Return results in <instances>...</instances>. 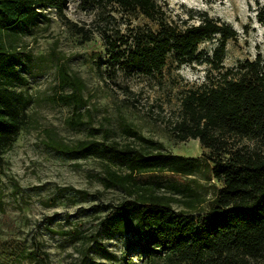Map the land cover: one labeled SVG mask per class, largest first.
<instances>
[{"label": "rangeland", "instance_id": "374dc122", "mask_svg": "<svg viewBox=\"0 0 264 264\" xmlns=\"http://www.w3.org/2000/svg\"><path fill=\"white\" fill-rule=\"evenodd\" d=\"M157 3L173 25L197 24L204 13L232 26L237 37L226 43L222 71L256 55L264 63V0ZM156 29V18L137 7L65 0L62 13L46 8L29 27L0 31V42L27 81L16 86L25 98L24 124L0 162V264H171L149 252L135 228L113 232L105 221L111 209L136 200L137 188L169 197L174 210H187L183 193L190 185L204 200L191 211L199 212L220 187L200 174L129 169L124 153H203L197 139L178 140L172 128L183 93L203 81L208 66L202 61L219 35L201 41L191 60L180 62L170 53L153 75L126 72L124 57H112L105 46L110 37L121 53L136 35ZM76 89L82 96L78 108L59 100ZM81 142L99 150L83 149ZM110 171L131 177L122 186Z\"/></svg>", "mask_w": 264, "mask_h": 264}, {"label": "trees", "instance_id": "16d2710c", "mask_svg": "<svg viewBox=\"0 0 264 264\" xmlns=\"http://www.w3.org/2000/svg\"><path fill=\"white\" fill-rule=\"evenodd\" d=\"M114 1L123 8L137 7L157 22L155 31L136 35L121 53H115V41L105 37L107 51L112 57H124L128 73H160L170 53L180 62L191 60L201 41L219 35L216 48L202 61L208 66L203 81L183 93L180 117L172 128L178 140L197 139L202 156L160 152L124 156L131 171L153 167L181 176L200 174L220 187L199 212L191 211L204 200L190 185L183 193L187 210H174L169 197L137 188L135 201L108 212L107 227L119 233L135 228L137 239L151 246L149 252L163 254L171 264H264V63L260 55L222 71L226 43L237 37L228 23L203 13L197 24L182 27L167 19L157 0ZM64 7L65 0H0V31L29 27L42 10L62 13ZM26 82L13 54L0 42V162L24 124L25 98L16 86ZM58 98L76 107L82 100L78 89ZM81 146L99 150L92 142ZM109 176L123 186L131 173L110 171Z\"/></svg>", "mask_w": 264, "mask_h": 264}]
</instances>
